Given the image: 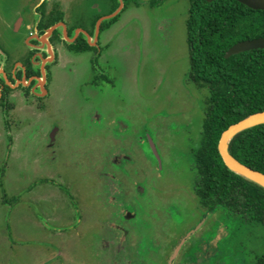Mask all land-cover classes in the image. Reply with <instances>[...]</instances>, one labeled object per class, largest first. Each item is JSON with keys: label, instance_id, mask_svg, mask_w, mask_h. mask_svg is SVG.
<instances>
[{"label": "rangeland", "instance_id": "obj_1", "mask_svg": "<svg viewBox=\"0 0 264 264\" xmlns=\"http://www.w3.org/2000/svg\"><path fill=\"white\" fill-rule=\"evenodd\" d=\"M37 1L0 0V8L27 13ZM118 1L122 3L76 1L66 19L71 27L88 25L91 14L84 3L102 4L108 13ZM145 1L108 49L102 46L94 65L86 54L64 60L50 80L51 94L40 114L24 111L13 119L12 130L20 139L12 156L13 142L1 139L0 264H54L52 258L60 249L79 257L78 264H87L90 258L98 264L95 241L113 229L107 223L102 227V222L112 220L121 208L137 214L134 219L123 211L120 215V223L137 234L135 238L131 232L125 242L137 241L140 255L149 252V260L159 264L202 217L194 191L198 178L194 154L203 144L211 94L190 77L187 20L192 0H161L156 5ZM1 28L2 22L0 32ZM24 37L5 31L0 36V59L7 52L23 57ZM96 113L104 114L103 120H96ZM111 119L118 127L107 126ZM122 123L128 126L126 132L120 130ZM124 134L134 140L140 135L147 156L152 154L148 139H153L160 160L152 154L149 162L132 143L131 164L124 158L118 164L110 162L108 153ZM113 166L120 169L115 180L118 202L108 198L117 190L109 180ZM216 217L218 213L209 223ZM228 223L232 234L221 242L230 251L228 264H256L264 254V225L233 218ZM217 227L213 224L203 237L215 236ZM59 230L68 238L64 243L49 237Z\"/></svg>", "mask_w": 264, "mask_h": 264}, {"label": "flooded vegetation", "instance_id": "obj_2", "mask_svg": "<svg viewBox=\"0 0 264 264\" xmlns=\"http://www.w3.org/2000/svg\"><path fill=\"white\" fill-rule=\"evenodd\" d=\"M76 1L79 0H38L32 8H26L27 13H25V9L21 10L20 8H12V11H5V8H0V22L4 25V28H1L2 33L0 32V36H4L5 31L12 32L14 36L23 33L25 35L23 39L24 44L27 48V50H25V55L21 58L14 57L12 53L7 52L8 55L0 59V122L1 119L3 122V125H0V142L1 139H11L13 143L9 149V153H11L10 156L13 155V151H16L17 141L20 139L18 136L19 132L12 130L13 127L11 122L14 118V121L17 118H21L24 111L40 114V112L46 108V103L44 101L49 98L51 94L50 80H53L57 70L63 67L64 60L67 57L71 58V56H74V58H76L75 56L86 54L90 57V62L94 65V60L101 53L103 47H107V49L109 47V45L104 44L103 34L114 26L123 17L126 11L134 7H140L143 2H146L144 0L140 5H137V0H131V4L127 5L128 3L126 0H123L122 9L119 10L117 14L115 13L120 8L121 4L115 9L112 8L108 13H105L102 4L90 2V5L87 7L84 3L85 9L91 14L88 25L71 27L66 18L73 3ZM92 10L98 13V16L95 18ZM8 14L9 16L12 15L10 19L7 17ZM114 14L115 16H113ZM115 18L116 20L112 21ZM110 21L112 22L108 25L107 22ZM98 24H100L99 28ZM51 29L52 31L50 32ZM86 45L91 48L87 49ZM2 52L3 50L0 49V53ZM104 114L106 115L107 113ZM104 114L96 113L94 117L96 120H100V118L103 120ZM106 119H108V117ZM114 121V119L108 121L107 126H115L116 124ZM127 129L128 126L122 123L120 130L126 132ZM56 130L57 129H55V131ZM52 135H54V133H52ZM118 140L119 137L114 136V141ZM132 143L138 147L139 153L143 154L144 158L149 162H151V159L154 157L160 160L156 147L157 145L153 142V139H148L147 143L154 157H152V154L147 156L144 149L142 150L143 147H141V145H144V143L140 135L138 140H134V137L132 139L130 134H124L121 141L114 147V150L108 153L110 162L118 164L121 163V158H124L128 160V165L131 164ZM8 147H10L9 144ZM156 170L158 171L156 175L160 176L161 172L159 173L160 169L158 164L156 165ZM109 175V180L114 182V186L117 190L110 192L109 194L111 197L108 196V198L110 202H115V200L118 202L120 201L117 199L119 198L118 195L120 192L115 180L119 178L120 169L117 166H113L112 174ZM119 180L121 181V179ZM198 180L199 173L194 191L199 201V208L203 210V215L179 238V241L175 245H172V249L169 251L168 256L159 264H228L227 260L230 259V251L228 252L227 245L222 244L223 242H227V238L232 234L228 222L231 221V218L239 220L243 224L255 222L249 214L240 213L236 209H230L219 205L214 206L215 204L211 203L205 205L197 192L196 185ZM132 189H134V184L130 193ZM145 192L146 190L144 189L143 193ZM44 196L45 194L42 195V197ZM44 207L46 208V205H44ZM123 209L124 208H121L118 213L113 214L112 220L102 222V227L107 223L111 225L113 229L103 234L95 241V243H97V252L99 255L98 264H154L153 261H151L153 259L149 260V252L144 253L148 258L140 255L141 249L137 248V241L129 240L128 244L125 242L131 232L132 236L135 238L137 234L132 231V229L126 227V225L120 223L122 211L125 214L127 213L126 210ZM45 211L46 209L43 208V213ZM214 213H218V217L221 216L222 220L216 217L213 219L212 223H209ZM136 215L135 211L127 213V216L132 219H134ZM47 217L50 219L49 215H47ZM39 222L40 221H36V224L39 225ZM215 223H218L216 235L204 238L203 232L210 230ZM207 224H209L208 229H204ZM198 233L201 234L198 235ZM49 237H56L57 239L55 240L59 243H64L68 239L65 238L62 230H59L55 235ZM123 252L126 254H123ZM78 258L79 257L73 256L69 250L64 251L60 249L58 253H55L52 260L54 264H69L70 262L78 264ZM92 263L93 260L91 258L87 260V264ZM256 264H264V254L257 259Z\"/></svg>", "mask_w": 264, "mask_h": 264}, {"label": "trees", "instance_id": "obj_3", "mask_svg": "<svg viewBox=\"0 0 264 264\" xmlns=\"http://www.w3.org/2000/svg\"><path fill=\"white\" fill-rule=\"evenodd\" d=\"M160 1L151 0L154 5ZM187 28L190 77L211 94L203 144L194 154L198 195L205 205L236 209L264 225V187L230 170L219 151L230 125L264 110V49L225 56L235 43L264 36V9L238 0H192ZM230 149L241 162L264 172V124L241 132Z\"/></svg>", "mask_w": 264, "mask_h": 264}, {"label": "water", "instance_id": "obj_4", "mask_svg": "<svg viewBox=\"0 0 264 264\" xmlns=\"http://www.w3.org/2000/svg\"><path fill=\"white\" fill-rule=\"evenodd\" d=\"M212 2L214 0H207ZM245 5L255 9L260 10L264 9V0H238ZM123 0L120 8L116 11L115 14L122 9ZM115 14L113 16H115ZM98 24V28H99ZM52 29L50 30V32ZM255 49H264V36L256 37L251 39L241 40L231 46L227 53L225 54L226 58L231 57L232 55L239 54L242 52L255 50ZM264 124V110L255 112L253 114L248 115L244 119L230 125L222 134L220 142H219V151L221 156L225 162V164L229 167L230 170L235 173L245 177L248 180H251L262 187H264V172L257 170L251 166H248L241 162L230 149L231 142L233 139L239 135L241 132L250 129L252 127Z\"/></svg>", "mask_w": 264, "mask_h": 264}, {"label": "crops", "instance_id": "obj_5", "mask_svg": "<svg viewBox=\"0 0 264 264\" xmlns=\"http://www.w3.org/2000/svg\"><path fill=\"white\" fill-rule=\"evenodd\" d=\"M139 7H134L126 11L123 15V17L111 28H109L104 34V44L110 45L111 41L114 40L117 33L120 31L121 27L123 26L124 22L127 19H134L135 18V11Z\"/></svg>", "mask_w": 264, "mask_h": 264}]
</instances>
